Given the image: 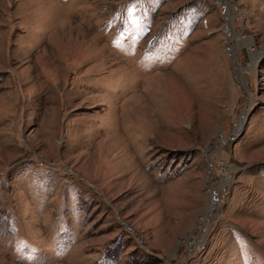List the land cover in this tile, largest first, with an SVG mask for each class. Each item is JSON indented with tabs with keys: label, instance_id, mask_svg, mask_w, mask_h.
Returning a JSON list of instances; mask_svg holds the SVG:
<instances>
[{
	"label": "rangeland",
	"instance_id": "obj_1",
	"mask_svg": "<svg viewBox=\"0 0 264 264\" xmlns=\"http://www.w3.org/2000/svg\"><path fill=\"white\" fill-rule=\"evenodd\" d=\"M0 264H264V0H0Z\"/></svg>",
	"mask_w": 264,
	"mask_h": 264
}]
</instances>
